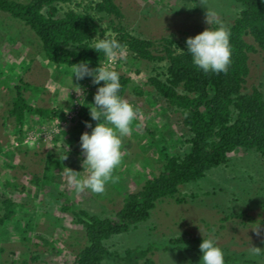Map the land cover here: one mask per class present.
Returning <instances> with one entry per match:
<instances>
[{"label":"rangeland","instance_id":"374dc122","mask_svg":"<svg viewBox=\"0 0 264 264\" xmlns=\"http://www.w3.org/2000/svg\"><path fill=\"white\" fill-rule=\"evenodd\" d=\"M95 1L71 0L62 6L66 9L78 2L83 7L94 6ZM115 2L126 17L121 26L133 36L153 42L152 51L159 55L165 54L166 46L182 51L188 37L208 27L205 8L215 10L226 27L233 25L242 8L236 0ZM109 20H104L102 27L109 28ZM108 31L115 34L112 29ZM39 41L23 21L0 12V187L4 186L5 173L14 175L17 178L10 181L12 188L6 189L16 203H25L18 217L0 230V258L12 263L25 256L30 264H61L62 253L72 257L85 242L84 226L72 210L64 207L70 204L76 211L85 210L91 215H113L122 209L125 197L139 192L147 180L160 173L166 156L173 151L183 152L186 146L180 119L165 111L163 99L149 84V77L167 76V64L137 60L128 53L129 63L117 58L118 64L111 68L131 77L141 93L129 89L124 94L137 116L131 133L122 138V162L114 171L118 179L108 183L103 193H77L69 183L67 168L84 171L80 137L91 132L85 122L96 92L91 77L72 80L71 70L50 65L40 51ZM24 44L27 55L21 57L22 47H16ZM250 69L246 91L256 87L264 92V54L259 49L250 55ZM20 79L37 87L36 91L26 92L29 104L48 110L61 105L57 116L32 119L27 114L21 140L15 138L20 126L8 115ZM70 111L75 115L73 120L67 118ZM74 124L76 132L68 139L67 130ZM62 192L65 195L61 196ZM49 193L60 199L61 211L57 205H48L55 198ZM178 197L184 201H159L149 220L129 233L113 236L107 246L123 253L129 248L153 245L156 264H199L204 237L214 239L225 257L232 256L227 264H264V158L258 152L237 150L227 167L213 169L205 178L182 185ZM175 238H185L183 246L193 245L195 250L177 249L170 244ZM191 239L199 242L192 243ZM253 247L261 251L254 252Z\"/></svg>","mask_w":264,"mask_h":264},{"label":"trees","instance_id":"16d2710c","mask_svg":"<svg viewBox=\"0 0 264 264\" xmlns=\"http://www.w3.org/2000/svg\"><path fill=\"white\" fill-rule=\"evenodd\" d=\"M236 1L242 8L233 25L228 27L231 30L232 48L229 70L227 73L205 74L192 65L191 57L186 53L187 47L177 52L166 46L165 54L159 55L152 51L153 42L128 33L121 26L126 17L115 0H96L94 6L87 4L85 7L78 2L66 9L62 4L71 0H0V12L23 21L35 33L40 40L41 53L52 66L59 65L72 71V64L88 62L91 68L105 62L102 53L90 49L91 39L98 33L101 38L104 34L114 36L126 45L123 58L118 57L120 62L126 59L129 63L128 53L141 61L165 62L167 76L149 77V84L163 99L165 111L176 115L182 123L186 150L173 151L166 156L160 173L147 180L139 192L125 197L120 211L101 217L85 210L76 211L70 204L64 207L72 210L84 226L85 242L72 257L62 253L61 264H107L110 260H114V264H156L152 258L155 252L153 245L137 246L119 253L112 251L106 242L115 235L129 233L149 220L159 201L174 198L182 203L184 199L178 197L182 185L205 178L213 169L227 167L237 150H254L264 158V92L256 87L251 92L246 91L251 72L250 55L258 49L264 54V0ZM106 19H110L109 28L102 27ZM109 29L115 31L116 35L108 34ZM19 47H22L19 55L26 56L25 44L16 49ZM120 84L122 97L129 89L141 93L134 86L133 79L121 73ZM97 88L93 84V91L96 92ZM30 90L36 91L37 87L20 79L14 87L8 111V115L15 118L16 125L21 128L15 136L19 140L25 134L22 126L28 119L27 114L32 119L40 116L48 118L57 116L61 107L48 110L29 104L26 92ZM86 121L98 123L92 121L90 116ZM12 178L17 177L5 173L4 186L0 187L3 211L0 214V230L18 217L25 204L16 203L6 189L12 188ZM63 195L64 192L61 193ZM49 196L55 197L51 193ZM59 200L55 197L49 200L48 205H57L61 211ZM185 241V238H175L170 240V244L183 251L195 250L193 245L184 247ZM189 241L199 242L197 239ZM33 258L38 259L37 256ZM30 261L25 256L12 263L9 259L0 258V264H30ZM230 261L232 256H226L225 264Z\"/></svg>","mask_w":264,"mask_h":264},{"label":"clouds","instance_id":"9594fccd","mask_svg":"<svg viewBox=\"0 0 264 264\" xmlns=\"http://www.w3.org/2000/svg\"><path fill=\"white\" fill-rule=\"evenodd\" d=\"M205 23L208 27L204 31L187 38L186 53L198 71L205 74L227 73L232 57L231 30L220 23L213 9L205 8ZM91 41L90 49L102 53L105 63H99L95 69L90 68L88 62L72 64V80L73 77L77 80L91 77L93 84L98 86L91 103L93 106L89 107L91 120L98 123L93 127L91 122H85L91 132H84L80 137L84 171L67 169L69 183L77 193L90 190L99 194L105 191L108 183H115L118 179L114 171L122 162V138L131 133L137 110L120 95V73L110 66L118 57L123 58L126 45L107 34L101 38L99 33ZM85 172L86 175H76ZM255 229L258 230L259 225ZM253 251L259 253L261 249L253 247ZM200 252L199 264H225V253L212 238L203 237Z\"/></svg>","mask_w":264,"mask_h":264},{"label":"built area","instance_id":"2783aa9c","mask_svg":"<svg viewBox=\"0 0 264 264\" xmlns=\"http://www.w3.org/2000/svg\"><path fill=\"white\" fill-rule=\"evenodd\" d=\"M118 64V60L116 59L115 61H113V62H111L110 63V66L112 65V66H115V65H117ZM67 118L69 119V120H73V118L75 117V115L73 114V112H68L67 113ZM65 122V121H64ZM65 124H67V122H65ZM64 125V124H63ZM68 125V124H67ZM59 131V130H58ZM42 136H45V139H47V135H42Z\"/></svg>","mask_w":264,"mask_h":264},{"label":"crops","instance_id":"0c3cea01","mask_svg":"<svg viewBox=\"0 0 264 264\" xmlns=\"http://www.w3.org/2000/svg\"><path fill=\"white\" fill-rule=\"evenodd\" d=\"M76 125L77 124L71 125V127L68 128L67 136H66V137H68V139H72L73 138V136H74V134L76 132V127H77Z\"/></svg>","mask_w":264,"mask_h":264}]
</instances>
